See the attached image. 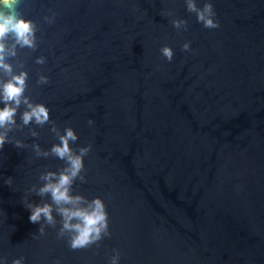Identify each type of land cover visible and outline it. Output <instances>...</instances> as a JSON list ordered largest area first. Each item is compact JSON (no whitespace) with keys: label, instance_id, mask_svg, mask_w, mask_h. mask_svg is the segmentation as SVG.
<instances>
[{"label":"water","instance_id":"water-1","mask_svg":"<svg viewBox=\"0 0 264 264\" xmlns=\"http://www.w3.org/2000/svg\"><path fill=\"white\" fill-rule=\"evenodd\" d=\"M195 2L213 4L219 28L205 29L185 0H23L38 46L8 62L28 73L25 95L50 110L61 134L75 131L70 146L91 145L87 182L72 194L104 201L111 237L72 251L59 223L40 236L29 221L23 198H41L28 190L64 166L35 156L32 144L50 150L58 140L51 124H33L38 138L29 127L10 133L29 147L0 150L7 264H108L113 249L120 264H264V0ZM39 75L49 83L37 85Z\"/></svg>","mask_w":264,"mask_h":264},{"label":"clouds","instance_id":"clouds-1","mask_svg":"<svg viewBox=\"0 0 264 264\" xmlns=\"http://www.w3.org/2000/svg\"><path fill=\"white\" fill-rule=\"evenodd\" d=\"M23 0H0V150L5 144H13L15 148H26L28 145L20 140L10 138V133L16 130H23L30 125L43 128L51 124L50 131L55 134L58 143L53 144L50 150H42L39 144H32L31 148L38 158L55 157L64 162V166L58 171L45 170L39 175L40 186L33 185L29 194L41 198L40 203L29 202L27 194L23 198V204L30 212L29 221L32 224L40 225L38 234L45 235L46 227L55 228L59 223L61 226L57 232L59 239H65L72 251L90 248L92 245L100 246L105 237H111L109 231V216L106 205L99 197L92 200L81 195H73V185L79 180L86 183L84 172V157L91 150V145L73 149L70 145L78 140V136L71 127H65L63 134L56 127L55 122L50 120V110L41 103H34L29 96H26L28 88V73L26 71H14L12 64L8 62L11 58L18 56L19 49L37 48L36 33L39 30L37 24L24 17L20 10ZM186 9L194 13L197 22L205 29L219 28L215 18V11L211 2H205L203 7H198L195 0H185ZM171 15V13H168ZM46 23H53L54 16H45ZM172 26L177 30L188 28L187 21L174 19ZM182 51H191L190 43L182 45ZM160 52L167 61L171 62L174 56L172 49L164 46ZM45 57L40 56L35 60L38 65L45 64ZM23 69L24 65H18ZM49 83L48 77L39 75L37 85ZM23 106L24 111L20 113V123L16 117L19 109ZM89 125L93 121H88ZM29 134L32 138H38L39 133L29 127ZM4 184L11 187L13 178L8 177ZM49 197L50 202L43 198ZM55 213V216L53 215ZM56 216L60 219L57 221ZM35 235V234H34ZM121 253L113 249V254L108 264H120ZM0 264H7L5 258H0ZM12 264H24V258L14 259ZM59 264V262H57Z\"/></svg>","mask_w":264,"mask_h":264}]
</instances>
